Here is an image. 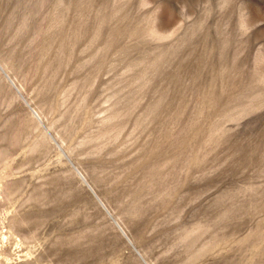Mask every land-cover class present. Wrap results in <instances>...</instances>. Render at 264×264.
I'll return each instance as SVG.
<instances>
[{
    "label": "rangeland",
    "instance_id": "1",
    "mask_svg": "<svg viewBox=\"0 0 264 264\" xmlns=\"http://www.w3.org/2000/svg\"><path fill=\"white\" fill-rule=\"evenodd\" d=\"M0 264H264V0H0Z\"/></svg>",
    "mask_w": 264,
    "mask_h": 264
},
{
    "label": "water",
    "instance_id": "2",
    "mask_svg": "<svg viewBox=\"0 0 264 264\" xmlns=\"http://www.w3.org/2000/svg\"><path fill=\"white\" fill-rule=\"evenodd\" d=\"M82 178V180H84L83 179V177H81ZM85 181V180H84ZM90 190H91V188H90ZM94 196H96L95 194H94ZM97 198V197H96ZM98 201L100 202V200L98 199ZM100 204L102 205V207H103V204L100 202ZM104 209H105V207H104ZM106 210V209H105ZM107 211V210H106Z\"/></svg>",
    "mask_w": 264,
    "mask_h": 264
}]
</instances>
